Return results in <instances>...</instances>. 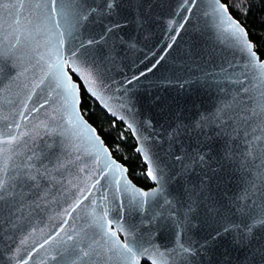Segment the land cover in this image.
<instances>
[{
    "label": "snow or ice",
    "instance_id": "snow-or-ice-1",
    "mask_svg": "<svg viewBox=\"0 0 264 264\" xmlns=\"http://www.w3.org/2000/svg\"><path fill=\"white\" fill-rule=\"evenodd\" d=\"M203 7L206 10L197 17L195 28L211 32L226 53L218 65L216 52H210L208 60L215 66L212 77L227 82V87L217 85L213 108L200 113L191 125L177 115L174 124L163 129L169 155L180 143L176 176L203 166L199 185L173 195L166 184L176 177L164 175L160 159L150 155V148L137 151L147 161L146 175L156 187L145 190L128 179V169L84 118L80 87L73 79L78 74L101 102L118 100V107L130 117L127 127L137 137L141 129H151L141 138L161 141L151 119H137L134 90V82L139 85L141 78L152 74L161 59L149 51L144 57L147 63L140 61L143 71L136 60L129 65L128 54L136 48L138 37L124 32L133 23L137 30L143 28L146 13L153 8L151 0H0V25L6 29L0 39V75L6 74V68L11 72L0 86V122L4 124L0 131V264H27L37 249L46 254L48 264H140L144 257L151 264H213L216 246L229 234L234 245L249 249L245 264H264V58L260 55L264 27L259 41L254 40L242 19L233 15L235 11L247 17L252 0H208ZM200 8L199 0L178 3L175 12L183 9L188 14L175 31ZM171 47L169 43L163 52ZM114 67L132 71L117 82L109 75ZM209 75L202 73V78L207 80ZM113 91L121 95L113 96ZM104 106L113 111L107 103ZM39 110H45L44 118L30 132H20V120L29 121ZM213 126L224 145L212 171L238 173L243 186L241 194L229 197L227 204L210 194L208 153L199 148L189 152L178 139ZM13 128L17 131L12 132ZM41 136L51 142H42L37 151L35 141ZM100 190L104 195H89ZM60 203L66 205L60 215L71 221L64 219L46 238L41 233L42 243L36 241L21 258L20 246L38 231L31 226L33 217ZM149 209L153 212L146 218ZM157 218L170 219L173 225L171 239L165 243L152 229ZM25 228L29 231L13 248L15 234Z\"/></svg>",
    "mask_w": 264,
    "mask_h": 264
},
{
    "label": "water",
    "instance_id": "water-1",
    "mask_svg": "<svg viewBox=\"0 0 264 264\" xmlns=\"http://www.w3.org/2000/svg\"><path fill=\"white\" fill-rule=\"evenodd\" d=\"M151 2L153 8L150 12L146 13L147 23L143 28L137 30L136 25L133 23L126 27L124 32L138 37L136 48L128 54L127 63L129 65L133 60H136L137 66L143 71V68L140 66V61L147 63V61L144 60V57L149 51L156 54L157 59H161V64L152 74L146 75L145 78H141L139 85H136L134 82V90L137 98L136 108L140 113V116H138L137 119H143L144 117L151 119L156 132L161 134V141H156L155 137H153V140L145 142V140L141 138L147 136L149 132H151V129H149L148 132L141 129V137H137L134 134V130L127 127V123L130 122V117L118 107V100L105 99L104 102H101V100L96 99L88 92V85L79 78L78 74H73V79L77 81L80 87V103L82 88L85 94L92 98L100 108L111 117H114L117 121L121 122L122 125H125L130 132V135H132L135 140V152L138 153L143 164L146 166L145 175L148 163L144 160L143 154L137 151L140 147L150 148V155L154 154L153 158L158 157L160 159L161 167L164 168L165 176L176 177L175 180L170 179L166 184L168 191L173 195H176L179 192H182L186 186L192 187L199 185L202 177L201 168L203 166L190 169L183 177L176 176V173L180 170V161H177L175 157L181 155V153L176 150L180 147V143H177L173 147L172 153L169 155V142L167 137L163 134V129L167 128L169 125H173L177 115L180 116L185 124L191 125L192 121L200 113L211 111L218 96L217 85H219V88H226L227 82L218 81L212 77L211 73L215 71V66L213 62L208 60V54L210 52H216L214 62L215 65H218L220 62V56L225 55L226 53L221 49V45L215 41L211 32L195 28L197 17H202V12L206 10L203 5L207 4L208 0H199L201 8L194 11L192 14V20L184 22L185 26L181 28L179 32L175 31V29L180 27V22H183V15L188 14L186 10L183 9L180 10L179 14L175 12L178 3L182 2V0H151ZM145 8H147V5H145ZM169 21H171V23H169ZM200 25L202 28L203 18L200 20ZM4 31H6V29L0 25V39H3ZM172 36H176V39L172 40ZM169 43L172 44V47L169 49L168 53H164L163 49L166 48ZM214 45L215 48L213 47ZM227 55H229L230 58L231 54L227 53ZM237 55H239V53H237ZM149 59H151V57H149ZM152 62L155 63L154 60ZM131 71V68H129L122 72L120 68L114 67L109 72V75L113 80L119 82L122 77L128 76ZM205 72L210 74L207 80L202 78V73ZM5 73L6 74L0 75V86H3V84L7 82V76L11 75V72H9L7 68L5 69ZM41 95H45V93H41ZM112 95L117 96L121 95V93L113 91ZM105 103L113 109L112 112H109L107 108H105ZM79 107L81 110V105H79ZM44 116L45 110H39L38 114L33 113L32 116L29 117L30 122L21 119V128L19 131L26 133L30 132V130L34 129L37 121L43 119ZM121 116H125L126 119H120ZM84 118L87 119L86 116H84ZM3 130L4 124L3 122H0V131ZM11 131L16 132L17 129L13 128ZM29 139H31V135L29 136ZM178 139L189 152L199 148L201 151L208 153L206 159L210 162L208 169V175L211 177L210 194L214 199L227 204L229 197L241 194V188L243 186L239 182L238 173L232 174L224 171H212V169H217V164L214 161L218 160L223 154L222 150L224 145V140L217 136L214 126L212 128L205 127L202 132L200 129L189 131L182 134ZM42 142L50 143L51 138L45 140L44 137L41 136L36 139L35 143L37 145V151L40 150ZM31 146L32 145L29 144V147ZM114 158L119 161L116 157ZM82 163H88V161H82ZM185 163H187V161H185ZM126 168L128 169V167ZM127 177L135 184L129 176V170L127 171ZM101 180H103V178H101ZM149 182L151 186L147 187V189H143L148 190L156 187L155 181L149 179ZM135 185L142 188L137 184ZM208 194L209 193H205V195ZM89 195L95 198L96 196L104 195V192L103 190H100L99 192L94 191ZM84 203L90 205L91 200H86ZM163 203L164 202L161 199L159 204L162 205ZM65 207L66 205L64 203H60L58 206L53 205L49 211L33 217L31 226H35L38 231L20 246L21 258L26 256L27 252L31 251V247L36 241L42 243L41 233H44V238H46V234L59 228V225L64 219L67 218L71 221V217L60 215ZM153 207L156 211L160 210L157 206ZM175 207H178V205H175ZM152 212L153 209H149L146 218H150ZM180 214L182 215V212ZM166 216L167 210H165V217ZM138 219L139 216H137V220ZM66 227H70V225H66ZM144 227L147 229L148 225H145ZM172 228L173 225L170 219L161 218H157V221H155L152 226V229L156 231L160 237V243H165L167 240L171 239ZM28 231L29 229L25 228L23 233H16V243H13L11 246L15 248L16 244L19 243L23 238V235ZM45 255L44 252L37 249V252L33 253V256L28 259L27 264H48ZM248 259H250L249 249L240 245H234L232 243L231 234L224 237L216 246L215 253L212 257L213 264H245ZM142 262L151 264L146 257L141 258L140 264H142Z\"/></svg>",
    "mask_w": 264,
    "mask_h": 264
},
{
    "label": "trees",
    "instance_id": "trees-1",
    "mask_svg": "<svg viewBox=\"0 0 264 264\" xmlns=\"http://www.w3.org/2000/svg\"><path fill=\"white\" fill-rule=\"evenodd\" d=\"M235 3V0H229ZM253 7L247 17H240V14L233 11V15L242 19L245 26L252 33V38L259 41L258 33L264 17V0H252ZM261 58H264V48L260 50ZM81 111L90 124L96 129L98 134L103 138L106 145L111 149L113 157H116L122 164L128 167L129 176L142 188L150 187L148 177L145 175L146 166L143 164L141 157L135 152V140L130 132L117 121L114 117L107 114L100 106L81 88ZM142 264H148L142 262Z\"/></svg>",
    "mask_w": 264,
    "mask_h": 264
}]
</instances>
